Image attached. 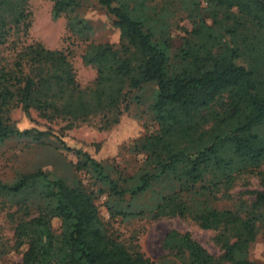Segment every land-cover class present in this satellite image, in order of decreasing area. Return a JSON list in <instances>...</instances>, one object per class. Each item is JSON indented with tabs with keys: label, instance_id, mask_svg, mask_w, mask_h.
<instances>
[{
	"label": "trees",
	"instance_id": "trees-1",
	"mask_svg": "<svg viewBox=\"0 0 264 264\" xmlns=\"http://www.w3.org/2000/svg\"><path fill=\"white\" fill-rule=\"evenodd\" d=\"M28 1L0 0V144L33 136L54 139L84 161L76 170L87 171L98 188L81 182L70 187L40 170L21 173L12 182L0 180V211L14 226L16 246H26L20 264H153L109 231L95 203L103 194L116 201L108 206L110 218H189L200 229L215 232L218 257L190 233H167L164 250L183 264H257L247 255L258 224L264 229V0H201L212 25L197 24L178 68L171 63L169 45L154 43L125 3L98 0L114 16L120 41L87 46L81 60L96 73L87 89L78 85L63 52L38 43L5 47L12 30L28 29ZM50 1L57 19L74 13L80 0ZM68 27L87 39L90 28L77 18ZM6 50L11 53L4 57ZM148 84L156 85L158 130L137 143L147 170L134 182L113 178L103 160L84 145H69L60 132L34 122L19 127L10 116L16 108L29 120L35 112L49 123L76 124L103 115L110 127L118 123L129 93ZM246 175L256 176L260 187L249 204L223 211L193 208L199 196L230 200L236 180ZM167 177L178 183V191L147 212L120 208L127 196L135 200ZM53 220L60 223L59 233Z\"/></svg>",
	"mask_w": 264,
	"mask_h": 264
},
{
	"label": "rangeland",
	"instance_id": "rangeland-1",
	"mask_svg": "<svg viewBox=\"0 0 264 264\" xmlns=\"http://www.w3.org/2000/svg\"><path fill=\"white\" fill-rule=\"evenodd\" d=\"M125 3L132 14L145 24L153 42L169 45V57L175 68L182 65V51L186 42L192 41L191 33L197 24L203 22L212 25V16L205 2L201 0H118ZM117 7V3L113 4ZM53 3L50 0L28 1L29 27L25 30H12L5 47L18 48L32 44H41L50 51H61L70 64L76 81L82 89L93 85L95 71L82 63L81 56L90 44L118 45L119 29L114 25L115 18L99 5L98 0H80L74 13L63 14L55 19L52 16ZM77 18L84 26L89 27L87 39L69 31L68 23ZM217 27H214L216 30ZM7 50L4 57H7ZM237 64H243L238 60ZM156 85L148 84L139 90H133L124 105L118 123L106 127L103 115H96L86 122L72 124L65 121L49 123L35 112L30 120L14 108L10 114L17 126L37 125L41 129L50 127L60 132L69 145H84L96 159L103 160L107 171L118 180L133 179V182L145 170L147 162L144 153L137 150V143L143 137L153 135L158 126L155 121L153 104L155 102ZM126 106V110H124ZM219 107V106H218ZM34 125V126H35ZM98 147L91 148L92 145ZM84 161L72 152H68L51 138L30 137L8 140L0 144V180L12 182L21 173L44 172L50 179H61L70 187L81 182L85 187L97 190V185L87 171L76 168ZM264 170V166L262 167ZM260 190L256 176L238 177L229 192L230 200H216L213 196H199L191 203L193 208L207 207L217 211L235 210L241 202L249 204L254 200L253 193ZM178 191V183L171 177L155 183L145 195L130 200L127 196L120 204L123 211L140 212L153 208L159 200ZM216 194V197H219ZM114 198L105 194L98 195L96 205L99 216L110 232H113L124 244L137 247L153 264H183L178 258L164 250L162 242L170 231L190 233L208 253L214 257L220 251L213 241L215 232L200 229L191 219L160 218L151 220L147 216L133 219L121 217L110 218L108 206L114 204ZM128 206V207H127ZM6 211H0V264H20L26 246L17 247L14 239V226L7 219ZM53 230L59 233L60 223L52 222ZM259 233L256 241L248 249V259L257 264L264 263V229L258 224Z\"/></svg>",
	"mask_w": 264,
	"mask_h": 264
}]
</instances>
